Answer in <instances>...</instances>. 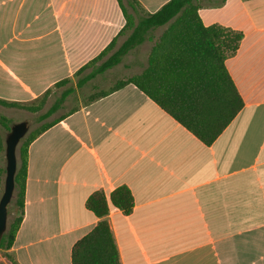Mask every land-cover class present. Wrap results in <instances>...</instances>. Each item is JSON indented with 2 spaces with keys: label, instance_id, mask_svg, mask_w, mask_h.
I'll list each match as a JSON object with an SVG mask.
<instances>
[{
  "label": "crops",
  "instance_id": "0c3cea01",
  "mask_svg": "<svg viewBox=\"0 0 264 264\" xmlns=\"http://www.w3.org/2000/svg\"><path fill=\"white\" fill-rule=\"evenodd\" d=\"M199 14L244 34L226 61L242 111L210 146L133 84L55 118L29 146L25 214L0 263L72 264L100 221L87 199L125 185L132 213L106 217L122 264H264V0H204ZM125 25L117 0H0V100L30 106L77 84Z\"/></svg>",
  "mask_w": 264,
  "mask_h": 264
},
{
  "label": "trees",
  "instance_id": "16d2710c",
  "mask_svg": "<svg viewBox=\"0 0 264 264\" xmlns=\"http://www.w3.org/2000/svg\"><path fill=\"white\" fill-rule=\"evenodd\" d=\"M117 1L126 25L106 49L77 72L79 79L76 86L82 88L98 75L118 66L130 52L153 40L158 29L165 28L152 46L146 68L140 74L119 81L112 90L96 96L92 101L133 84L202 143L212 145L244 108V100L226 67V61L238 52L244 34L222 25L206 26L199 14L200 2L204 0H170L157 12L142 16L139 15L138 0ZM122 36H126L125 40L110 54ZM88 69L91 71L84 75ZM69 83V79H64L55 87ZM74 91L72 87L64 90L39 119L43 121L55 114ZM50 92L51 89L42 97ZM0 104L27 107L32 112L39 110V107L2 100ZM0 120L10 131L8 119L1 117ZM59 121L54 119L44 123L19 144L15 191L11 202L15 206V217L7 225L0 243L1 250H9L13 246L25 214L29 146ZM4 152L5 143L0 137V156ZM5 175L6 168L0 165V197ZM86 207L100 221L73 246L72 264H122L106 217L112 208H118L126 215L132 213L134 198L130 189L120 186L109 197L103 191H96L87 199Z\"/></svg>",
  "mask_w": 264,
  "mask_h": 264
},
{
  "label": "rangeland",
  "instance_id": "374dc122",
  "mask_svg": "<svg viewBox=\"0 0 264 264\" xmlns=\"http://www.w3.org/2000/svg\"><path fill=\"white\" fill-rule=\"evenodd\" d=\"M139 15L142 16L145 14L139 9ZM164 29L165 28L158 29L154 33L155 37L159 36ZM125 38L126 36H123L118 40L110 54L119 48ZM149 45V41H147L144 46L139 47L137 50H133L127 56H125L118 66L108 70L102 75H98L95 79L88 82L82 88H78L76 86V80H73L69 85L52 88L51 92L46 97H41L32 105H30V107H39L37 112H32L27 107L14 106L8 108L0 105V118L5 117L8 119L7 125L10 127V129L11 126L16 123L24 121L28 122L30 126V133L31 131L41 127L44 123L50 122L57 117L67 114L71 110L77 109L80 106L91 102L96 96L105 92H109L119 81L125 80L136 74L142 67L144 55L146 54ZM89 71L90 70H87L85 74L89 73ZM69 87L74 88L75 91L67 98V100L62 104L61 108L55 114L46 120L41 121L39 119L40 115L45 113L61 96L62 92ZM8 133L9 131L2 125L0 120V137L4 143ZM0 165H6L5 152L0 156ZM14 217L15 206L14 204H11L9 207L8 224L13 221ZM0 254L4 256V253L1 249Z\"/></svg>",
  "mask_w": 264,
  "mask_h": 264
},
{
  "label": "water",
  "instance_id": "95a60500",
  "mask_svg": "<svg viewBox=\"0 0 264 264\" xmlns=\"http://www.w3.org/2000/svg\"><path fill=\"white\" fill-rule=\"evenodd\" d=\"M28 122H19L11 126L5 140L6 175L4 190L0 197V243L7 230L9 207L14 197L15 175L18 168V147L29 133Z\"/></svg>",
  "mask_w": 264,
  "mask_h": 264
}]
</instances>
